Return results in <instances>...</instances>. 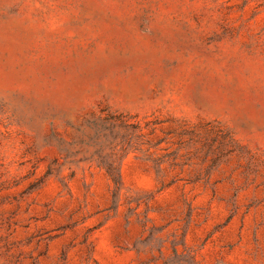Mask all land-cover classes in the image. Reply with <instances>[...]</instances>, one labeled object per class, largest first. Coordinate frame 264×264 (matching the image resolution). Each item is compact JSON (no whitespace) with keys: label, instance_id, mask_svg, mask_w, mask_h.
I'll list each match as a JSON object with an SVG mask.
<instances>
[{"label":"rangeland","instance_id":"rangeland-1","mask_svg":"<svg viewBox=\"0 0 264 264\" xmlns=\"http://www.w3.org/2000/svg\"><path fill=\"white\" fill-rule=\"evenodd\" d=\"M0 264H264V0H0Z\"/></svg>","mask_w":264,"mask_h":264},{"label":"trees","instance_id":"trees-1","mask_svg":"<svg viewBox=\"0 0 264 264\" xmlns=\"http://www.w3.org/2000/svg\"><path fill=\"white\" fill-rule=\"evenodd\" d=\"M106 110V109H104ZM109 123L110 125L116 126V125H120L125 123V117L122 114H115L113 116H109V117H104V116H99L98 118H96L95 120L92 121V124L96 125V126H101V129H108L106 128V126L104 125V123ZM100 129V130H101ZM153 135L158 139L159 135L155 132H153ZM161 143V140L157 143L159 144ZM108 175L110 176V178L112 179V181L118 186L121 187L123 184V174L120 168H116L113 165L110 166V168L107 169Z\"/></svg>","mask_w":264,"mask_h":264}]
</instances>
